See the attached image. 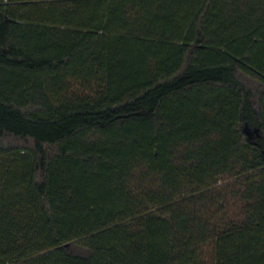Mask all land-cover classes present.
Here are the masks:
<instances>
[{"label":"trees","instance_id":"trees-1","mask_svg":"<svg viewBox=\"0 0 264 264\" xmlns=\"http://www.w3.org/2000/svg\"><path fill=\"white\" fill-rule=\"evenodd\" d=\"M0 264H264V0H0Z\"/></svg>","mask_w":264,"mask_h":264}]
</instances>
